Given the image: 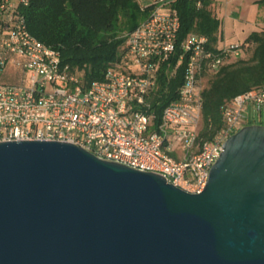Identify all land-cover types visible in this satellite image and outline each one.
<instances>
[{
    "label": "water",
    "instance_id": "water-1",
    "mask_svg": "<svg viewBox=\"0 0 264 264\" xmlns=\"http://www.w3.org/2000/svg\"><path fill=\"white\" fill-rule=\"evenodd\" d=\"M0 264H264V124L204 189L57 140L0 141Z\"/></svg>",
    "mask_w": 264,
    "mask_h": 264
},
{
    "label": "built area",
    "instance_id": "built-area-1",
    "mask_svg": "<svg viewBox=\"0 0 264 264\" xmlns=\"http://www.w3.org/2000/svg\"><path fill=\"white\" fill-rule=\"evenodd\" d=\"M174 0H136L146 17L126 35L120 60L102 80L85 85L61 61L60 51L30 34L28 0H0V141L57 140L81 146L100 159L153 172L191 193L201 192L224 142L245 125L264 122V88L228 101L222 126L210 139L202 128L203 74L216 72L241 45L209 49L208 37L190 33L178 99L155 124L151 94L162 65L176 47L180 19ZM199 4V3H198Z\"/></svg>",
    "mask_w": 264,
    "mask_h": 264
},
{
    "label": "trees",
    "instance_id": "trees-1",
    "mask_svg": "<svg viewBox=\"0 0 264 264\" xmlns=\"http://www.w3.org/2000/svg\"><path fill=\"white\" fill-rule=\"evenodd\" d=\"M27 28L45 45L60 51L61 61L78 72L85 85L102 80L106 71L117 66L126 35L146 17L136 0H28ZM199 3V4H198ZM180 19L176 47L169 62L161 66L151 94L160 122L163 109L178 99L183 83L186 57L169 72L183 54L181 43L190 33L208 37V48L216 51L219 20L209 10L208 0H174ZM246 41L253 46L247 60L225 64L203 88L201 136L210 139L222 126L221 110L235 96L253 88H264V32L251 33ZM252 124V123H249ZM260 124H264L261 122Z\"/></svg>",
    "mask_w": 264,
    "mask_h": 264
},
{
    "label": "crops",
    "instance_id": "crops-1",
    "mask_svg": "<svg viewBox=\"0 0 264 264\" xmlns=\"http://www.w3.org/2000/svg\"><path fill=\"white\" fill-rule=\"evenodd\" d=\"M209 10L219 20L217 48L238 43L240 49L227 61L243 58L253 46L246 39L253 32H264V0H208Z\"/></svg>",
    "mask_w": 264,
    "mask_h": 264
},
{
    "label": "rangeland",
    "instance_id": "rangeland-1",
    "mask_svg": "<svg viewBox=\"0 0 264 264\" xmlns=\"http://www.w3.org/2000/svg\"><path fill=\"white\" fill-rule=\"evenodd\" d=\"M251 52L252 51L249 50L248 53L245 56H243V58H238V59H243V60L249 59L250 56H251ZM238 59H235L232 62H228V63H233V62L237 61ZM225 64H227V62ZM225 64H223L222 66H224ZM211 76L212 75H205V76H203V80H202L203 87H206L208 85V82H209L208 80L211 78ZM0 80H2L4 82H8V83H18V82H20V79H15L13 77H1Z\"/></svg>",
    "mask_w": 264,
    "mask_h": 264
}]
</instances>
